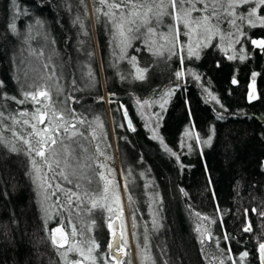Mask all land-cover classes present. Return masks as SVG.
Masks as SVG:
<instances>
[{
  "label": "rangeland",
  "instance_id": "1",
  "mask_svg": "<svg viewBox=\"0 0 264 264\" xmlns=\"http://www.w3.org/2000/svg\"><path fill=\"white\" fill-rule=\"evenodd\" d=\"M17 5L19 6L18 11L10 0H0V23L5 26L0 38H6L14 34L9 29V24L14 22L16 26L15 33L19 37L17 47L14 48L11 54L13 57H19L21 53H25L30 49H34L37 52L43 51L47 54V65L50 67V73L52 68L55 69L54 80H49V76L46 77L47 81H50L52 84L50 88L52 99L47 102L48 107L46 109L49 113L53 110L68 109L70 102L67 99L66 91L71 75L85 81L87 91H92L93 93L102 91L106 106L108 105V99L104 88L103 68H110L114 70L113 72L116 75L120 76H130L132 74L136 76L137 67L131 60L132 56L129 55L131 51L129 43L115 38L109 52V57L104 62L100 59L96 42L94 55L89 53L87 57H84L85 60H83V57L80 58L74 54L68 58L56 45L57 31L59 30L61 22L64 20V15L63 17L57 18L55 23H52L48 18L42 16L37 8L19 0H17ZM247 7L249 6L241 7L238 11L244 13ZM20 9L27 14L22 16ZM220 11L227 15L223 7ZM193 15L198 16L200 14L194 12ZM89 16V25L94 34V22L90 9ZM165 17H163L164 19L161 18V20L163 22L166 21V25L159 33L160 47H162L159 52L164 53V55H159L161 67L174 70L175 76L177 71H183L184 75L177 80H185L188 78L201 84L209 98L216 105L219 104L216 101L220 93L225 94L237 90L249 100V94L252 92V75L256 73V98L251 101L249 100V102L258 105L259 115L264 119V88L260 82L261 75L264 72V50L252 43L253 40L261 39H253L250 33L246 31L253 27L249 26L247 21L242 22L237 20L240 32H237L234 27L230 33L219 31L218 34L212 35L211 38H206L203 33H194L191 38L181 35L179 40L183 43L185 50L183 53H180L176 49H172V45L161 37V34L167 36L168 26L172 23L169 17ZM70 21L80 31L84 30L88 24L84 16L77 14H71ZM257 26L260 25L257 23L254 27ZM181 31L183 32V28H181ZM221 35L224 37L223 40L221 39ZM236 39L239 40L238 43L234 42ZM139 40L141 46L150 50L152 53L158 50L157 46L149 38L147 29L145 30V36ZM214 41L217 49L215 53L210 52L208 49V46ZM197 44H199V47H196ZM190 45L198 52V58L196 55H188V47ZM170 49L176 51L177 54L170 55ZM181 55L184 57L183 62L180 59ZM241 55L245 57L242 60L239 59ZM230 56L234 58L230 59ZM5 69L2 66L0 72L6 75ZM90 72L91 76L89 75ZM42 75L40 71L39 76ZM35 77H37V74ZM197 77L199 78L197 79ZM6 78L10 82L8 74ZM233 78L237 80L236 84L232 83ZM220 79H225V81H219ZM34 82L31 81V83ZM56 83L60 86L59 93L55 86ZM10 84L12 83L10 82ZM34 84H37V87H41V85H38L39 81H36ZM34 84H31V86ZM9 88L12 89L11 86ZM167 93H165L162 99L152 104H146L143 112L141 108H137V110L132 112V115H129L132 122L137 121V123L143 125L144 130L156 143L158 156L161 160V169L164 168L165 173L163 176L166 179H163L162 182L159 181V177L153 170L154 168L149 162H145L143 153H140V151H138L139 153L135 151L130 152L123 157V166L126 169H138L139 174V178L134 187L135 193L130 195L124 189L121 163L115 146L113 132L110 133V141L108 142H106V136L99 134L104 127L102 126L101 115L98 111L90 107H76L75 109L78 113L85 115L89 119L92 125L90 134H84L78 125H76L77 129L84 134L83 136L78 135L70 140L68 139V134H63L57 137V144L53 146L58 153V158L61 159L62 167H64L63 161L65 159L64 149L61 144L62 141L65 145L70 146L69 151L75 149L76 153L79 154V160L73 159L71 156L67 157L68 166L65 167V172L71 183L58 175L59 169L48 172L47 166L42 163L40 157L35 156V153H32L31 156L26 154L27 146L23 141L17 140L12 136L11 131L5 130L12 128L27 138V133L31 132V128L24 125L23 121L25 119L30 120L31 116H19L18 114L25 111L31 114L40 105L34 104L33 102L17 104L12 100L14 103L12 108L8 111H3L9 119H0V133L3 134L7 141L15 143L18 149L15 153H23L28 157L34 158L37 162L36 168H34L35 172L31 174L30 186L33 192L39 225L51 244V252L46 264H65V260L60 255L63 249L58 251L52 245L49 235L58 226L63 227L66 232L70 233L72 225H75L77 229L78 235L75 238L77 242L82 239L79 233L83 232V239H94L99 245V248L93 251V255L97 257V264H104V260H107V264H116V261L111 259L108 247L113 237V230L109 229L108 225L114 220L118 221L120 234L127 241L125 244L121 240V246L124 249L122 252V264L125 262L129 263L131 259L132 263L136 264L134 233L139 226L145 223L148 215L152 211L162 209L164 212H167L164 193L168 196L171 207L174 208L186 232L189 234V238L201 264H220L221 260L224 261V264H232V260L237 259L244 251L248 252V256L243 261V264H259L258 259L253 257L252 252L244 244L238 243L230 238L225 240L226 230L230 226L231 218L224 200V189L221 186L211 184L213 197L210 208L202 203L199 195V184L193 172L200 166H204V154L220 143L216 127L209 126L203 128L187 122L178 127L175 133H170L165 129V125L163 124V115L166 112L167 103L173 95V92L171 95H167ZM189 97L192 98L193 103L204 107L196 93L191 91ZM16 98L21 100L24 97L22 94ZM165 100H167V103H164ZM161 104H164L163 109L160 107ZM120 109L121 113L125 111L121 106ZM65 115H67V111H65ZM11 117H16L21 123L13 124ZM106 117L109 128L111 129L109 110L106 111ZM48 119H51V116L46 118V123ZM73 122L75 123L76 121ZM56 123L57 121L54 120L53 124L55 125ZM123 124L127 131H132L126 127L124 118ZM157 125L159 126L157 127ZM39 127H43V125H39ZM61 131L63 130L61 129ZM153 131L156 132L157 139L152 138ZM161 138L163 144L160 142ZM31 140L33 146H35L36 138L32 137ZM206 140H210V144H205ZM165 145L171 152L165 151ZM0 147L9 150L5 145L0 144ZM97 147L99 151H97ZM172 153H175V155ZM37 168L39 172H37ZM257 169L259 175L264 178V161L258 164ZM101 173L104 179H101ZM88 179H91V184L88 183ZM108 181H111V183H108ZM48 184H52L53 187H48ZM56 184L60 185V189L55 187ZM76 184H80L81 187L76 189L74 187ZM106 184L108 191L105 193L104 188ZM69 189L79 193V207L75 206L77 199L75 196L72 197V207H69ZM85 189L90 190L88 196H84L83 194ZM53 192H55V195H52ZM117 195L119 196V205L116 202ZM57 198H59V203H56ZM93 199L98 201L97 207L95 208H92L90 202ZM109 207L113 211L109 212ZM121 208L123 210L122 215L120 212ZM196 213H199L200 216L198 217ZM201 217H207L208 219H201ZM69 220H71V224H69ZM92 221H95L94 226L91 223ZM90 227L91 231H89ZM197 227L200 228V232L196 231ZM18 233L19 231L14 230L0 237V244H16L20 248L19 245L22 246L23 239ZM56 236L59 238L60 233H56ZM201 239L204 240L203 244L200 242ZM87 246H90V243L85 245V247ZM229 248L231 249L230 254L228 252ZM229 255H231L232 259H228ZM72 259H80L78 253H70L69 260ZM85 264H89V262L85 261Z\"/></svg>",
  "mask_w": 264,
  "mask_h": 264
},
{
  "label": "trees",
  "instance_id": "2",
  "mask_svg": "<svg viewBox=\"0 0 264 264\" xmlns=\"http://www.w3.org/2000/svg\"><path fill=\"white\" fill-rule=\"evenodd\" d=\"M19 1L37 8L41 15L52 23L64 15V20L57 31L56 45L68 58L74 54L85 60L84 57L89 53L94 55L96 42L100 59L104 62L109 57L114 39L118 38L130 44L129 55L135 57V66L148 69L146 79L140 81L133 74L130 75L131 77L120 76L116 75L114 70L104 67L107 106L102 91L99 93L87 91L85 81L73 75L66 91L67 99L69 96L73 98L69 100L67 110L74 109L78 118H84L83 124L77 123L84 134H90L92 125L85 115L76 111V107H90L100 113L104 128L99 134L106 136V142L110 141V133L113 132L127 194L135 193L134 187L139 178L138 169H126L123 166V157L130 152L143 153L145 162H149L154 168L159 181L162 182L166 178L163 176L165 171L164 168L161 169L156 143L137 121L133 122L135 131L129 132L125 129L120 106H123L129 115H132L137 108H141L143 112L146 107L144 101L152 104L162 99L171 89L173 95L163 115L165 129L173 134L178 127L187 122L203 128L216 127L220 143L204 154V166L193 172L199 184V195L202 203L210 208L213 197L211 184L224 189V200L231 218L226 235L244 244L257 259L258 242L264 241V217L259 215L264 211V178L259 175L257 169L258 164L264 161V119L259 115L258 105L250 103L238 90L220 93L219 104L216 105L201 84L188 78L183 79L184 81L177 80L174 70L161 67L159 55L141 46L139 39L145 36L146 27H140L139 31H135L138 25H132L134 30L127 33V39L121 37L114 27V22H119L120 17L117 16L114 21L104 15L107 9L99 3V0ZM97 8L101 9L99 13ZM89 9L94 22V34L89 25ZM20 12L24 16L22 9ZM71 14L82 15L87 20L88 24L83 32L70 21ZM230 19L231 17L220 11L219 31L232 32L234 27L229 23ZM165 23L166 21L161 20L157 25L155 19L152 21L157 34H149V38L158 50L162 48L159 33ZM213 23L217 21L214 20ZM4 28V24L0 23V35ZM246 31L253 39L264 40V27L257 26ZM18 37L19 35L14 33L6 38H0V70L2 66L6 68L12 83L7 80V74L0 72V81L4 84V87L0 88V94L20 97L23 91H35L38 88L37 84H34L36 81H39V86L51 92L52 84L46 79L50 74L47 54L30 49L21 53L19 57H13L11 54L17 47ZM208 49L210 52H217L215 41L208 46ZM40 71L42 76H39ZM31 81L35 82L31 83ZM260 82L264 88V72ZM9 84L12 89L8 87ZM191 91L199 96L204 107L193 103L192 98L189 97ZM13 105L12 100L0 99V111H8ZM107 107L111 129L106 117ZM31 160V157L23 153L11 152L0 147V237L15 230L19 231L18 234L23 239L20 248L16 244H0V264H46L51 252V244L38 222L30 186L31 174L35 172ZM164 198L167 212L162 209L152 211L145 223L134 233L136 264H201L189 234L165 193ZM253 208L257 210L255 213L252 211ZM246 209L247 215H245ZM249 222L252 225V232H244L243 228ZM124 264H133L132 259Z\"/></svg>",
  "mask_w": 264,
  "mask_h": 264
},
{
  "label": "snow or ice",
  "instance_id": "3",
  "mask_svg": "<svg viewBox=\"0 0 264 264\" xmlns=\"http://www.w3.org/2000/svg\"><path fill=\"white\" fill-rule=\"evenodd\" d=\"M10 2L16 6V10H19V6L17 5V0H10ZM99 3L103 5L107 10L104 11V15L110 17L115 21L117 16L120 17L119 22H114V27L117 29L119 35L127 39V33L132 32L134 29L132 25H138L135 31H139L140 27H146L147 32L151 35H156V27L153 26L152 21L155 19L156 24L158 25L161 22L162 17H169L172 20V23L168 26V34L164 36L161 34V37L166 40L167 43L172 45V49H176L178 52L183 53L185 48L183 43L180 42L179 37L181 35L191 36L196 33L205 34L206 38H211L212 35H216L219 33V18H220V9L223 7L224 12L227 16L231 17L229 23L236 28L237 32H240L239 25L237 24V20L239 21H247L249 26H256L257 23L260 26H264V0H99ZM249 6L246 8L244 13L238 11L241 7ZM99 13L101 11L100 8L96 9ZM199 13L200 15L194 16L193 13ZM27 14V13H24ZM217 21V23H213V21ZM39 23V21H38ZM183 28V32L181 31ZM9 29L13 33L16 32L15 23L12 22L9 24ZM221 39L223 40L224 37L221 35ZM234 42L238 43L239 40L236 39ZM252 43L257 47L264 50V40H253ZM199 47V44L196 45ZM170 55L177 54L176 51H172L171 49ZM154 54L160 55L162 53L157 50ZM188 55H196L198 58V52L194 50V48L190 45L188 47ZM230 59L234 58L233 56L229 57ZM243 55L239 56V59H244ZM181 62H183V55L180 57ZM131 60L135 62V57H131ZM47 67V65H45ZM148 69L147 68H139L137 67L136 70V79L143 81L146 79ZM91 76V72L89 73ZM184 75L183 71H177L176 77L177 79L182 78ZM256 73L252 75V92L249 94V100L255 99V77ZM55 78V69L52 68L51 73L49 74L48 79L54 80ZM123 78V77H122ZM199 77H197L198 79ZM55 82V81H54ZM233 84L237 83V80L233 78ZM57 92L60 91V86L58 83L55 84ZM4 84L3 81H0V88H3ZM23 87V86H22ZM31 87V86H29ZM173 90H169L167 95H171ZM23 99L18 100L14 96H8L6 93L0 94V99H8L14 100L17 104H24L25 102H33L34 104L40 105V107L36 108L33 113L28 112H20L19 116H31V119H25L23 121L24 125H27L31 128V132L27 133V138L25 135H21L16 130L12 128L5 129L6 131H11L13 137L17 140L23 141V143L27 146V153L31 156L32 153H35V156L40 157L42 163L47 166L48 172H52L55 169H59L58 175H60L64 180H69L66 172L65 167L68 166V156H71L73 159L79 160V154L76 153L75 149L69 151V145H65L63 141L61 142L62 148L64 149L65 159L63 161L64 167L61 166V159L58 158V153L56 149L53 147L57 144V137L62 136L63 134H68V139L72 140L76 136L80 135L83 136L84 134L77 129V123L83 124L84 118L77 117L75 110H53L49 113L46 109L48 107L47 102L52 99L50 95V90L47 88L38 87L35 91H23ZM72 97H68V100H72ZM215 99V97H213ZM78 102V101H73ZM111 102V101H110ZM219 103V101H216ZM138 103H140L138 101ZM144 104H147L148 101H144ZM167 103V100L164 101ZM143 106V105H141ZM123 107V106H121ZM160 107L163 109L164 104H161ZM65 111H67V115H65ZM125 117H127V111L124 112ZM158 115V114H157ZM51 116V119L45 122L46 118ZM0 119L6 120L9 117L5 116L3 111H0ZM13 124H20L21 122L16 119V117H11ZM57 121L54 125L53 121ZM73 121H76L75 123ZM39 125H43V127H39ZM129 128L132 131H135V128L132 127L131 121L128 122ZM159 125H157L158 127ZM61 129L63 131H61ZM71 130V131H70ZM35 137V146H33L31 138ZM153 139H157L158 136L155 131H153ZM161 144H163L162 138L160 139ZM0 144L5 145L9 148L10 151L16 152L18 149L16 148L15 143H11L6 140L2 133H0ZM205 144H210V140H206ZM97 151L99 148L97 147ZM165 151L171 152L170 149L167 148L165 145ZM47 153V155H46ZM175 155V153H172ZM179 159V157H177ZM32 165L36 168V160L32 158L31 160ZM55 166V168H54ZM39 172V169H36ZM47 175V174H45ZM101 179H104L103 174H100ZM91 179H88V183L91 184ZM111 183V181H108ZM48 187H53L52 184H48ZM55 187L60 189V185L56 184ZM76 189L81 187L80 184L74 185ZM89 189H85L84 196L89 195ZM108 191L107 184L105 185L104 192ZM68 192L70 195L68 196L69 200V207H72L73 201L72 197L75 196L76 202L75 206H80V195L77 191H73L69 189ZM55 195V192L52 193ZM92 208L97 207L98 201L91 200ZM116 202L119 205V196L116 197ZM56 203H59V198H57ZM103 207V205H101ZM108 211L111 212L113 209L111 207L108 208ZM255 213L257 210L255 208L252 209ZM121 215L123 214L122 208L120 209ZM199 217L200 214L196 213ZM245 215H247V209L245 210ZM261 217H264V211L259 213ZM201 219H208L207 217H201ZM214 222V221H211ZM71 220H69V224H71ZM92 225H95V221L91 222ZM155 223V221H154ZM135 226V225H133ZM109 229L112 228V224L109 223ZM91 231V227L89 228ZM197 232H200V228L197 227ZM244 232H252V225L251 223H247L243 228ZM56 233H60V237L57 238ZM78 235L77 229L75 225H72L71 232H66L63 227H57L52 230V233L49 235V239L53 246L57 248L59 251L63 249V252H60L61 257L65 260V264H85V261H88L89 264H97V257L93 255L94 249H98L99 245L95 242L94 239L85 240L83 239L84 233L80 232L79 235L81 236V240L77 242L75 240L76 236ZM113 236H116V232H113ZM210 238V237H209ZM228 239V236L225 235V240ZM121 240L124 241L126 244L127 241L123 235L116 239L115 244H109V250L112 253L111 259L116 261V264H122V261L117 259V253H122L124 251L123 247L121 246ZM202 244L204 240L201 239L200 241ZM90 246L85 247V245L89 244ZM79 244V246H77ZM76 252L78 253L80 259H72L69 260V254ZM229 254L231 253V249H228ZM87 253V254H86ZM258 253L261 264H264V241L258 242ZM248 252L244 251L240 254V256L232 260V264H243V261L247 258ZM103 258V256H101ZM228 259H232L231 255L228 256ZM104 264H107V260H104ZM220 264H224V261L221 260Z\"/></svg>",
  "mask_w": 264,
  "mask_h": 264
},
{
  "label": "water",
  "instance_id": "4",
  "mask_svg": "<svg viewBox=\"0 0 264 264\" xmlns=\"http://www.w3.org/2000/svg\"><path fill=\"white\" fill-rule=\"evenodd\" d=\"M124 112L125 111L122 112V115H123L124 121L126 123V126H127L128 129H131V128H129V125H128L129 120L131 121L130 116H129L128 112H127V117H125ZM131 124H132V127H133L132 121H131ZM111 224H112V228L111 229L113 230V232H116V236L112 237L110 243L115 244L116 239L121 236L120 227H119V223H118L117 220H114ZM111 255H112V253L110 252V256ZM116 255H117V259H119L121 261L122 260V253H117ZM258 262H259V264H261L260 258H259V253H258Z\"/></svg>",
  "mask_w": 264,
  "mask_h": 264
},
{
  "label": "flooded vegetation",
  "instance_id": "5",
  "mask_svg": "<svg viewBox=\"0 0 264 264\" xmlns=\"http://www.w3.org/2000/svg\"><path fill=\"white\" fill-rule=\"evenodd\" d=\"M123 116V115H122ZM133 123V122H132ZM127 127V126H126ZM257 259H258V249H257Z\"/></svg>",
  "mask_w": 264,
  "mask_h": 264
}]
</instances>
